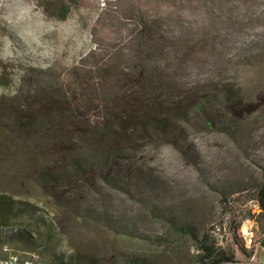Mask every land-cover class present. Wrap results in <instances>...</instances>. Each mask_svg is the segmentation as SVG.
I'll return each instance as SVG.
<instances>
[{"label": "rangeland", "instance_id": "obj_1", "mask_svg": "<svg viewBox=\"0 0 264 264\" xmlns=\"http://www.w3.org/2000/svg\"><path fill=\"white\" fill-rule=\"evenodd\" d=\"M206 1L209 11L200 0H78L59 20L49 14L47 0H0V200L34 206L23 216L34 224L36 238L47 229L55 232L51 243L35 250L0 238V256L7 249L48 264V254L56 251L90 255L97 264H189L194 245L178 229L189 226L215 229L220 246L234 251L235 264H264V248L250 244L252 235L261 237L258 226L249 219L241 225L244 249L251 252L246 259L220 203L259 181L264 165V0ZM141 20L152 31L156 22L161 26L163 47L153 55L167 58L172 77L166 80L179 87L210 84L212 91L229 90L230 98L210 100V126L193 123L181 149L166 144L141 152L150 156V167L143 166L146 180L111 188L93 170L89 183H62L66 195L59 202L45 197L39 173L68 172L61 158L69 151L54 129L35 132H44L52 106L77 104L75 73L94 71L96 62L119 74L138 70L139 56L153 47L135 43ZM86 111L72 110L70 118L92 120ZM49 117L56 127L57 116ZM33 118L34 133L27 134L24 126ZM75 135L67 136L75 141ZM104 171L118 174L114 167ZM249 209L257 207L249 202L243 214Z\"/></svg>", "mask_w": 264, "mask_h": 264}, {"label": "trees", "instance_id": "obj_2", "mask_svg": "<svg viewBox=\"0 0 264 264\" xmlns=\"http://www.w3.org/2000/svg\"><path fill=\"white\" fill-rule=\"evenodd\" d=\"M47 1V6L50 8L49 14L59 20H64L70 9L78 3V0ZM200 3L203 10L209 11L208 1L200 0ZM161 19L157 21L160 23ZM158 22L154 26V31H152V25L142 20L139 22V29L134 34L136 45L149 41L153 43V47L139 56L140 59L136 65L138 70L135 73L119 74L109 65L96 62L94 71L82 69V73L78 72L74 75L73 86L78 93L74 108L60 102L59 107L52 106L48 111L43 120L46 123L44 132L35 133L48 134L54 129L56 134H59L62 148L69 152L63 154L61 158L68 172L64 171L63 174V170L57 172L50 169L39 173L37 185L42 188L45 197H51L57 201L59 197L64 199L66 194L60 191L61 187L65 186L62 183L68 182L67 185H69L79 179L84 184L89 183L93 170L98 171L100 179L111 188L117 187L118 183L126 188L133 182L146 180L148 175L143 169L150 167L147 165L150 156L146 157L141 152H158L166 144L181 149V142L192 131L193 123H200L202 128L210 126L208 107L212 102L210 100L220 97L230 98L229 90L212 91L207 88L210 84L179 87L166 80L167 76L171 75L167 58L159 53L153 55V50L156 52L163 47L162 37L159 35L161 26ZM151 64L154 65L151 66ZM14 99H10L9 108L14 106ZM26 105L25 101H21L17 106L23 108ZM85 106L86 113L91 110L92 120L70 118V111H78ZM51 115L57 116L56 127L52 126L49 119ZM36 121L33 118L28 122V126H24L27 128L25 129L27 134L34 133V130L29 131V125L35 126ZM66 134H76L75 141ZM146 147L149 150L145 149ZM143 166L147 167L143 168ZM113 167L118 168V174H104V170L110 171ZM84 175L90 177L84 178ZM236 193L238 195L232 200H220L221 211L228 218V230L231 232L237 251L244 258L249 259L251 252L247 253L244 249L240 228L246 219L251 220L258 226L261 234L257 241L253 239V235L250 237L251 247L258 245L264 248V165L260 167L259 181ZM249 202H252L257 210L252 213L249 209L248 214H243L242 209ZM33 208L34 206L26 202L16 205L10 199L2 198L0 200V238L10 242L17 239L18 244L31 247L33 250L40 245L44 246L47 242L51 243L55 238L54 230L47 229L45 236L40 240L33 235L32 225L34 224L24 218L23 213ZM8 222L11 223L10 227L7 226ZM178 229L188 235L194 245L195 254L192 255L189 264L236 263L234 251L220 246L215 237V229H207L204 232L189 226L178 227ZM48 255L50 256L48 264H97L90 255L71 254L64 257L56 255V251Z\"/></svg>", "mask_w": 264, "mask_h": 264}, {"label": "built area", "instance_id": "obj_3", "mask_svg": "<svg viewBox=\"0 0 264 264\" xmlns=\"http://www.w3.org/2000/svg\"><path fill=\"white\" fill-rule=\"evenodd\" d=\"M3 256H0V264H34L29 255H21L14 251L3 249Z\"/></svg>", "mask_w": 264, "mask_h": 264}, {"label": "bare ground", "instance_id": "obj_4", "mask_svg": "<svg viewBox=\"0 0 264 264\" xmlns=\"http://www.w3.org/2000/svg\"><path fill=\"white\" fill-rule=\"evenodd\" d=\"M23 19V18H22ZM3 47V46H2Z\"/></svg>", "mask_w": 264, "mask_h": 264}]
</instances>
